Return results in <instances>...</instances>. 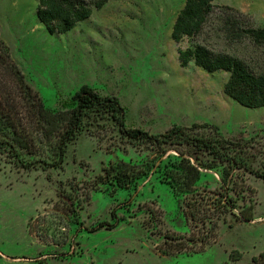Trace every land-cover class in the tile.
<instances>
[{"label":"rangeland","instance_id":"374dc122","mask_svg":"<svg viewBox=\"0 0 264 264\" xmlns=\"http://www.w3.org/2000/svg\"><path fill=\"white\" fill-rule=\"evenodd\" d=\"M213 2L202 30L176 41L172 31L186 0H108L62 34L49 33L39 21V0H0V34L49 108H73L74 93L88 84L118 97L130 126L160 133L208 124L224 137L243 138L250 147L242 155L262 171L264 107L244 106L225 92L230 71L209 72L194 59L183 66L180 50L206 45L264 72V44L229 39L225 29L228 16L264 26V0ZM5 82L12 84L8 74ZM40 152L49 154V146ZM147 154L146 145L124 137L112 116L97 110L69 141L62 167L27 169L0 152V264H264L253 260L264 252L263 178L241 171L244 189L232 194L237 211L251 212L252 219L228 213L196 252L201 225L186 218L158 173L125 186L104 177L111 164L139 162ZM217 179L218 170L206 171L199 185L213 188ZM113 214L114 227L97 228L114 223ZM234 249L238 259L229 258Z\"/></svg>","mask_w":264,"mask_h":264},{"label":"trees","instance_id":"16d2710c","mask_svg":"<svg viewBox=\"0 0 264 264\" xmlns=\"http://www.w3.org/2000/svg\"><path fill=\"white\" fill-rule=\"evenodd\" d=\"M107 1L39 0L37 17L49 33L62 34L89 18L94 8L100 9ZM216 6L213 0H186L173 27L174 40L199 33ZM224 8L242 15L233 7ZM225 19V24L229 25L228 28L225 26L227 38L248 39L257 46L264 44V26L250 27L231 16ZM180 59L183 66L194 59L198 66L209 72L230 71L225 92L244 106L264 107V72H253L242 58L198 45L193 50H180ZM6 74L12 84L5 82ZM73 100V108L59 111L49 108L40 93L27 82L0 34V152L15 157L16 165L27 169L40 165L62 167L69 141L83 129L87 113L97 110L110 114L124 137L142 142L149 150L139 162H118L105 168L106 180L125 186L143 176L158 173L173 189L178 207L186 218L195 227L201 225L198 230L201 236L193 239L201 244L192 251L203 249L208 243L206 236L217 234L219 222L226 220L228 213L237 220L252 219L251 212L246 215L244 210L237 211L232 194L244 189L243 170L264 180V170H256L242 155L250 147L249 141L224 137L217 126L208 124L175 125L160 133L130 126L125 120V107L118 97L102 95L88 84L80 86ZM43 144L49 146L47 155L40 152ZM23 152L29 157L21 156ZM210 170L219 171L215 187L199 185L204 172ZM114 218V223L101 222L97 228L114 227L118 223L116 215ZM167 237L177 239L174 235ZM181 250L182 247L178 251ZM170 252L174 251H165ZM240 256L241 252L236 249L229 253L230 259ZM258 259H264V252L253 257L254 261Z\"/></svg>","mask_w":264,"mask_h":264}]
</instances>
